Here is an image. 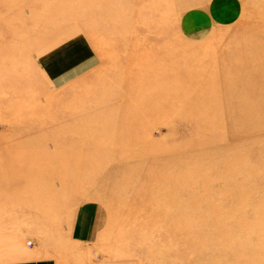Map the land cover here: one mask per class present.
I'll return each instance as SVG.
<instances>
[{
    "label": "rangeland",
    "instance_id": "374dc122",
    "mask_svg": "<svg viewBox=\"0 0 264 264\" xmlns=\"http://www.w3.org/2000/svg\"><path fill=\"white\" fill-rule=\"evenodd\" d=\"M0 264H264V0H0Z\"/></svg>",
    "mask_w": 264,
    "mask_h": 264
},
{
    "label": "crops",
    "instance_id": "0c3cea01",
    "mask_svg": "<svg viewBox=\"0 0 264 264\" xmlns=\"http://www.w3.org/2000/svg\"><path fill=\"white\" fill-rule=\"evenodd\" d=\"M81 37L82 36H76V37L70 39L68 42H64L63 44L57 46L55 49H52L48 53H45V55L42 57L41 63L45 67L47 73L51 76L52 79H54V80L57 79L59 82L62 80V79H60V76L57 75V73H56L57 71H55L53 69V67L57 68V67H59V65H61V67L64 66V68L62 67V71L60 73V75L63 78H66L68 76L67 74H72L76 70L73 68L76 57H72V58L67 59V60H65L64 58L66 57V53L68 52V50H70L71 48L72 49L73 48L82 49V47L86 48V41L87 40L81 39ZM77 38H80V39H77ZM82 38H84V37H82ZM72 40H74V41H72ZM88 52H89V50H87V53ZM52 55H53V57H52ZM49 65L52 67V69L48 67ZM77 68H83V67L77 66ZM66 72H67V74H66Z\"/></svg>",
    "mask_w": 264,
    "mask_h": 264
}]
</instances>
